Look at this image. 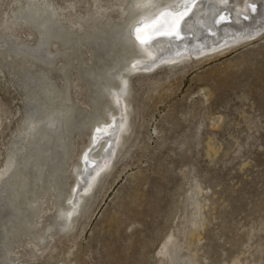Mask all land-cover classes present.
<instances>
[{
	"label": "rangeland",
	"instance_id": "rangeland-1",
	"mask_svg": "<svg viewBox=\"0 0 264 264\" xmlns=\"http://www.w3.org/2000/svg\"><path fill=\"white\" fill-rule=\"evenodd\" d=\"M53 1L62 7L71 2L72 12L85 17L99 7L105 10L102 21L112 24L126 15L121 16L118 7L126 8L127 0ZM233 1L244 5V0ZM15 5L14 0H0V42L19 41L9 35L23 36L26 31L1 28L7 16L19 10ZM72 12L64 11L67 18ZM254 37L197 54L186 52L155 63L149 72H128L126 131L113 141L109 164L92 178L73 228L66 227L63 233L55 231L57 224L44 228V238L53 235L44 243L36 236L14 237L9 247L19 250L20 263L164 264L161 248L174 236L179 261L264 264V28ZM15 49L0 46V69L5 73L0 75V170L6 148L31 107L27 96L40 84L34 75H28L26 85L21 71L11 74L7 54L15 66L23 64ZM82 50V58L91 64L94 58L88 60L87 49ZM24 64L29 67L31 61ZM116 71L110 69L107 75L117 77L126 71L123 62ZM51 72L60 79L58 70ZM69 74L75 77L76 69H69ZM75 83L79 85L73 89L76 101L81 106L80 101L90 104L84 80ZM86 114L82 111L74 120L67 149L53 145L66 163L60 197H44L45 224L58 218L55 202L56 208L70 203L67 197L76 186L75 168L94 128L83 126ZM193 199L201 206L198 225L191 223ZM2 202L8 198H0L1 234L13 216ZM30 238L42 242V249L31 246Z\"/></svg>",
	"mask_w": 264,
	"mask_h": 264
},
{
	"label": "bare ground",
	"instance_id": "bare-ground-1",
	"mask_svg": "<svg viewBox=\"0 0 264 264\" xmlns=\"http://www.w3.org/2000/svg\"><path fill=\"white\" fill-rule=\"evenodd\" d=\"M14 1L19 10L7 16L1 28L11 30L16 26L26 31H22L23 36L11 33L9 36L19 41L6 38L0 46L15 47L16 57L23 60L22 65L15 66L12 55L7 54L11 74L21 71L25 84L31 79L28 75H34L40 84L38 81V88L27 96L31 107L6 148L0 170V198H8L2 206L7 204L13 215L0 233V264H22L19 250L9 247L16 236H36L44 243L53 236L49 234L44 238L41 235L44 228L57 224L59 227L54 228L57 233H63L66 227L68 231L73 228L71 224L77 220L75 214L80 203L93 185L92 178L109 164L113 141L123 137L126 131L123 128H127L130 105L125 98L129 93L128 72H149L157 62L254 37L264 28V0H244V5L233 0H127L126 8L118 7L121 16L126 13L124 19L115 24L108 19L102 21L105 10L99 7L85 17L72 12L71 2L62 7L53 0H26L25 4ZM65 9L72 12L69 18ZM218 15H223V19L214 23ZM82 47L90 54L88 60L94 58L91 64L82 58ZM28 61L31 64L26 67L24 63ZM121 62L126 71H121L117 77L107 75L110 69L118 70ZM35 65L39 67L33 71L31 67ZM71 68L77 71L75 77L69 74ZM52 69L58 70L60 79H55L54 73L51 75ZM0 75L5 76L1 69ZM77 80H84L87 86L88 105L84 101H80L84 106L79 105L73 95ZM82 111L89 114H86L88 121L83 119V126L94 128L88 132V144L75 168V191H69L67 205L56 208L57 202L53 204L58 218L54 223L45 224L44 197L51 194H55L56 199L60 197L66 163L55 154L53 145L67 149L74 120ZM190 202L194 215L191 223L198 225L201 206L196 199ZM175 238L167 239L161 248L164 264H194L193 258L178 260L179 244ZM42 242L30 238L28 243L39 251Z\"/></svg>",
	"mask_w": 264,
	"mask_h": 264
},
{
	"label": "water",
	"instance_id": "water-1",
	"mask_svg": "<svg viewBox=\"0 0 264 264\" xmlns=\"http://www.w3.org/2000/svg\"><path fill=\"white\" fill-rule=\"evenodd\" d=\"M222 19H223V15H218V16H217V19L214 20V23H218V22H220Z\"/></svg>",
	"mask_w": 264,
	"mask_h": 264
}]
</instances>
